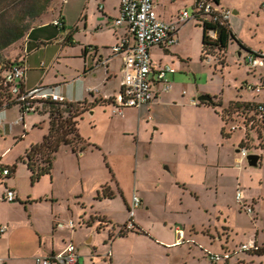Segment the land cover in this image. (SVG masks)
<instances>
[{
  "label": "rangeland",
  "instance_id": "1",
  "mask_svg": "<svg viewBox=\"0 0 264 264\" xmlns=\"http://www.w3.org/2000/svg\"><path fill=\"white\" fill-rule=\"evenodd\" d=\"M223 4L231 11L229 25L236 37L249 48L264 50V0H223ZM61 7L68 16L70 22L68 28H72L70 20L76 15L75 9L67 8L70 7V3L65 6L66 9L64 6ZM234 9L237 12H233ZM182 27L179 48L183 57L177 59L175 67L178 66L177 70L183 69L177 72V75H180L190 94L196 92L197 85L199 90L208 92L205 94L212 96L214 101H222L223 107H226L230 101L238 99L239 95L243 97L239 99L241 101L262 100V92L240 88L246 82L259 84L256 75L260 72L264 79V68H250L245 64L243 50L236 40L229 42L225 51V61L220 64L216 63L217 58L221 56L217 50L212 52L213 56H208L207 59L201 58L203 30L196 21H189ZM76 35L78 39L81 37V33ZM63 36V30L59 29L54 37H46L48 40L46 43L43 41L46 46L42 50L31 54L29 62L39 65V68L35 70L27 66L25 74L28 83L42 79L38 85L45 88L52 89V85L63 87L75 74L74 69L80 68V60L71 57L78 50V46L61 48L60 38ZM238 52L242 54L239 55ZM197 95L195 93V97ZM204 106L206 105L198 108L200 117L194 116L197 123L185 129L186 131L183 130L179 136L176 135L178 125L174 123V118L165 121L164 124V111L173 113L178 108L157 106L152 107L150 111L143 108L139 114L138 109L134 107L125 108L122 114L116 113L108 105L98 107L95 112L94 109H90L78 119L77 123L78 131L84 140L82 150L73 151L69 145H61L52 161L51 173L41 176L36 182H32L30 171L26 163L20 160V156L31 144L41 141L46 134L48 116L44 112L47 108L43 106L42 111L25 113L23 120L19 122H16L20 118L17 105L1 108L0 167L13 168V171L11 170L7 177L0 175V191L6 190L3 184L6 182L8 187H15L20 196H24V200L28 195H45L54 192L59 197L60 209L70 216L64 215L66 219L71 216L74 220L78 219L81 202L88 209L94 203L100 204L98 205L100 210L110 214L116 224L127 220L125 200L129 198L130 203L132 194L135 193L141 202L135 210L134 220L144 232L131 231L125 237H118L112 248L110 247L112 240H108L107 230L104 232L107 242L103 239L99 241L103 254L109 252L110 255L112 251L113 260L118 264H264V254H251L239 250L242 241L253 236L257 229L252 215L246 212L240 214L238 211L231 212L226 225L230 226L232 231L219 227L215 209L211 206L212 191L206 185L199 184L198 190L201 196L198 200L185 198L181 201V187L173 184L175 180L173 172L164 169V166H174V163H164V151L168 160L171 162L177 160L178 163L181 162L178 154L187 153L182 149L187 145L195 153L203 151V144H209L211 155L217 151L213 143L217 135L214 133L212 123L214 119L219 121V118L215 116L212 106L202 108ZM217 108L221 110V106ZM227 109L229 113L225 111L222 113L226 123H221L224 132L230 135L231 139L223 140L222 153L231 152L234 158L238 156L239 152L236 149L241 148L238 140L247 134L248 147L245 148L248 153L259 152L264 159V151L254 149L260 141L264 142L262 117L243 107L236 108L233 104H229ZM160 121L161 129L153 132L152 126L154 124L157 126ZM185 125L186 123L184 124L186 128ZM164 138L168 141L166 144ZM171 139L179 144H169ZM174 148L177 149V153L171 151ZM234 165L243 168L242 175L244 178L247 177L245 170L251 169L250 165L242 162H235ZM235 172L230 176L225 174L219 185L224 201L227 204L232 203V206L235 205L233 196L237 188L233 174ZM104 185H111L115 196L100 203L96 196L98 192H102ZM249 188L255 190L253 186ZM164 191L169 198L168 209L172 211L167 214L169 219L179 222L193 220L196 228H203L195 241H182V244L175 246L164 243V233L170 234L169 225L164 229ZM76 195L80 197L76 199ZM78 200L81 202L76 203ZM68 206L72 213H67ZM90 216L86 218L87 221L94 219L106 222V219L99 215ZM260 222L259 232L264 238V220ZM112 224L103 225L111 229ZM121 226L119 225L116 231H112L111 235L117 236ZM129 229L133 228H123V231L127 233ZM217 236L219 239L222 238L221 242L216 240ZM224 250L231 252L229 259L223 257L216 261L209 259L208 252L220 255ZM105 263L108 264L107 261Z\"/></svg>",
  "mask_w": 264,
  "mask_h": 264
},
{
  "label": "crops",
  "instance_id": "2",
  "mask_svg": "<svg viewBox=\"0 0 264 264\" xmlns=\"http://www.w3.org/2000/svg\"><path fill=\"white\" fill-rule=\"evenodd\" d=\"M218 1L221 6L226 7L223 4V0ZM69 3L70 7L67 8H74L76 12V15L70 20L72 22V28H68L70 23L68 16L62 11L63 7H61L64 6L66 9L65 6H68ZM193 3L194 0H155V9L160 18L172 20L176 17L180 9H191ZM119 5L120 0H0V63L4 61H17L25 67V71L28 65V68H34L35 70L39 68V65L37 66L33 62H29V58L31 54L38 52L40 49L42 50L46 46L44 45L48 40L46 37H54L57 34L59 29L52 24V20L61 17L63 21V28L61 30L64 32V36L60 38L62 42L61 48L78 46V50L71 57L80 60V68L78 69L77 67L74 69L75 74L71 79L67 80V83L65 82V86L62 87L60 85L58 88L59 85L57 87L52 85L51 88L53 90H50L63 96L68 101L86 100L92 102L95 99L110 101L112 96L120 88V67L122 64V58L119 55H114L111 47L126 34L125 26L114 25V19L119 13ZM233 12H237V10L234 9ZM230 21L231 16L228 22ZM182 28L181 26L178 31V42L171 47H164L162 45L150 47L149 52L152 61L151 76L157 94L149 104L143 105L138 109L139 114L143 108H146L148 111L152 107L157 106L178 108L173 113L164 111V124L165 121L174 118V123L178 125V131L176 132L178 136L183 130H187L197 123L194 116L200 117L198 109L201 108L200 106L206 105L202 108H210V105L192 102L193 99L199 102L197 99L198 96L208 92L199 90L196 85L195 93L198 95L195 97V93L190 94L186 90L180 75H177V72L183 70L180 68L177 70L176 68L178 66L175 67V62L178 61L177 59L183 57L181 56L182 54L179 48ZM49 33L53 34L49 35ZM79 33H81V37L78 39L76 34ZM35 49L36 51H33ZM251 49L257 50L255 48ZM238 54L241 55L242 52H238ZM244 54L245 50H243L242 55ZM166 64L172 66L175 71L166 73L165 78L171 84V87L165 90L163 89L162 83L156 79V70L158 66ZM41 80L28 83L26 74H24L22 87L24 89H30L38 85ZM240 88H243V86ZM57 89L58 91H56ZM92 96L93 98H91ZM239 99H243L242 95H239L236 100ZM105 105L112 108L110 102H107L104 104L98 103L91 109H94L93 111L95 112L98 107ZM216 108L212 107L215 116L219 118V121L218 119H214L212 123L214 133L217 135V138L213 142L217 148L215 154L211 155L209 144H203V151L196 153L187 145L185 148H182L187 153L184 154L183 152V154H178V158L179 155L181 157V162L178 163L177 160L174 162L168 160L166 158L167 153L164 151V163H174V166H164V169L173 172L175 179L173 180V184L181 187V201L185 198L198 200L201 196L198 185H206L212 191L210 200L212 199L211 206L215 209L216 222L219 227H224L229 232L232 229L226 225V221L231 212L238 211L240 214V212L246 211L243 206L236 204V200L233 206L232 203L227 204L219 190V185L221 184V178L225 174L230 176L232 172L236 171L233 173L235 182L237 183L236 190L238 188L241 189L246 203L252 205L253 212L246 213L252 215L251 217L257 228L254 235L246 241H242V243L253 240L259 245H264V238L261 237L259 232L261 227L260 220H264L263 155L256 152L258 153L257 165H248L251 169L245 170L247 177L244 178L242 175L243 168L235 166L234 163L242 162L248 164L246 156L242 157L239 153L234 158L231 152L222 153L223 140L225 138L229 139L231 136L224 132L221 123L223 121L221 115L216 112ZM185 123L187 125L186 128L184 127ZM160 124L161 121L158 122L157 126L156 124L152 126L153 132H158L161 129ZM218 131L219 134H217ZM167 142L164 138V144ZM177 143L172 139L169 141V144ZM254 149L256 151L262 150L257 147ZM171 151L177 153L176 148ZM236 151L239 152L238 149ZM257 169L258 171H256ZM3 184H5L6 189L12 188L15 191V199L13 201L3 199L2 196L5 191H0V225L7 226V229L0 234V264H35V256L61 251L70 241L76 245L78 251L77 264H107L105 261L108 264H118L113 260L111 246H113L116 238L125 237L131 231H128L123 236H115L111 239L112 244L110 243L111 248H109L111 251L110 255L103 254L99 241L102 239L106 241L105 239L107 238L109 240L112 231H116V228L125 223V221L116 224L112 221L110 214H105V211L102 212L100 210L98 206L100 204L95 205L94 203L88 209L79 200L76 201V203L81 202L80 208L78 209V219L74 220L72 216L66 219L64 216L66 214L59 207V197L54 192L45 195H28L27 199L24 200V196H20L15 187H8L6 182ZM108 186L113 192L111 185ZM250 186H253L255 190L249 188ZM245 187H247V190H245ZM77 197L80 196L76 195L75 198L78 199ZM233 198L235 199V195ZM98 199L102 203L110 198L100 197ZM168 204V194L164 191V229L169 225L168 228L170 230V234L164 233V243L175 246L182 244V241H195L197 235L202 233L201 230L203 228H196L193 220L179 222L175 219H169L167 214L172 213V211H169ZM125 205L127 210L129 198L125 200ZM66 211L67 213H72L70 206H68ZM91 214L103 217L104 220L106 219V222L94 219L87 221L86 218ZM135 215L136 211L133 216V221L140 227L134 220ZM69 219H72L76 223L74 229L66 226ZM104 223H107V226L113 223V226L111 229H108L107 226L103 225ZM140 228L142 229V227ZM105 231L108 235L107 238L104 234ZM134 232L139 233L141 231ZM226 236L229 235L226 234ZM208 238L211 239L210 236ZM221 239L217 236L216 240L221 242Z\"/></svg>",
  "mask_w": 264,
  "mask_h": 264
},
{
  "label": "built area",
  "instance_id": "3",
  "mask_svg": "<svg viewBox=\"0 0 264 264\" xmlns=\"http://www.w3.org/2000/svg\"><path fill=\"white\" fill-rule=\"evenodd\" d=\"M230 16V9L221 6L218 0H194L191 9H180L172 20H164L159 17L155 9V0H120L119 13L114 19V25L125 26L126 34L111 47L112 53L122 58L120 88L110 99L112 110L118 114H122L125 108L134 107L139 109L143 105L149 104L156 96L157 92L155 91L154 81L151 76L152 61L149 52L150 47L154 45L171 47L176 44L178 42L180 27L189 21H196L200 26L203 20L229 23ZM52 24L59 29L63 28L61 17L53 19ZM208 35L215 37V32L209 30ZM243 61L250 68H264V50L245 51ZM41 64L43 65V63ZM174 71L175 69L168 64L158 66L156 79L162 83L163 89L166 90L171 87L165 76L167 72ZM24 74L25 67L20 63L11 65L0 74V85H8L12 93V99L22 103V108L19 111L20 118L16 122L23 120L25 113L34 110L32 103L34 99L64 100L63 96L54 93L50 89L45 88V86L36 85L30 89L21 88ZM244 87L251 91L262 92L264 100V80H259V84L246 82ZM192 102L198 103L194 99ZM247 152L245 147L239 149L242 157L247 156ZM9 173V167H0L1 176H6ZM2 198L7 201H13L15 199V191L12 188H7ZM235 200L236 204L243 206L246 212H253L252 205L246 203L243 193L239 188L236 190ZM139 204V197L133 193L127 208V220L119 230L134 228L133 216ZM75 224L72 219H69L66 226L74 229ZM6 229V225H0V234ZM260 247H263V245L250 240L241 243L239 250L256 251ZM208 256L211 261L219 260L222 257L229 259L231 252L224 251L220 255L208 252ZM34 261L35 264H77L78 251L76 245L70 241L61 251L47 255H37L34 257Z\"/></svg>",
  "mask_w": 264,
  "mask_h": 264
},
{
  "label": "trees",
  "instance_id": "4",
  "mask_svg": "<svg viewBox=\"0 0 264 264\" xmlns=\"http://www.w3.org/2000/svg\"><path fill=\"white\" fill-rule=\"evenodd\" d=\"M202 22H203L201 23V27L203 30L202 49H201L202 59H207L208 56H213L212 52L214 50H217L221 53V56L217 58L216 63L223 64L225 61L224 60L225 51L231 40H236L242 50L252 52L251 48L244 45L236 37L229 23L211 22L204 20ZM209 30H213L215 32V37H210L208 35ZM14 64H19V62L4 61L3 63H0L1 65L0 74ZM256 76H258V79L260 81L264 80L261 77L260 72H258ZM243 88H245L244 85ZM107 102L110 101L97 100V99H95L92 102H88L86 100L68 101L66 99H64L63 101H53L42 98L34 99L32 101L34 105L33 111H42L43 106H45L47 108V111H45L44 113H47L48 116V129L46 134L43 135L41 141L31 144L29 148L25 150V153L22 156H20V160L26 163V166L30 171L32 182H36L41 178V176L51 173L52 161L55 158V154L57 153L61 145H69L73 149V151L82 150L83 148L82 145L84 140L78 131V127H77L78 119L96 104L98 103L104 104ZM198 103L207 104L212 106L213 108L221 106V110H218L216 108V112H218L221 115L224 124L226 123V121L222 113L224 111L229 113L230 111L229 109H227V107L229 106V104H233L236 106V108L243 107L245 110L252 111L255 114H259L262 117L261 122L264 125L263 98L260 102L259 101L250 102V101H241V100L230 101L226 107H223V102L220 100L214 101V104H210L205 101H199ZM3 104H5V106H3ZM12 105H17L19 111L22 108L21 107L22 103L12 99V93L10 92L9 86L0 85V109L9 108ZM247 138L248 137L246 134L245 137L242 138L241 141L239 142V147H248L246 146ZM78 144L80 145L78 146ZM256 147L264 150V142L260 141ZM11 170L13 171V168H10V173ZM10 173L4 177H7L8 175H10ZM113 196L114 193L109 189V186L104 185L102 187V192L101 193L98 192L96 198H100V197L112 198ZM129 230L144 232L135 223H134V228ZM124 234L126 233L121 229L119 230L117 236H123ZM113 237L115 236L110 235L109 238L112 239ZM248 252H250L251 254H258V255L264 254V245L263 247H260V249L256 251H248Z\"/></svg>",
  "mask_w": 264,
  "mask_h": 264
},
{
  "label": "water",
  "instance_id": "5",
  "mask_svg": "<svg viewBox=\"0 0 264 264\" xmlns=\"http://www.w3.org/2000/svg\"><path fill=\"white\" fill-rule=\"evenodd\" d=\"M197 99L199 101H205V102H208L210 104H214V99L209 94L202 93V94H200L198 96ZM246 160H247L248 165L256 166L257 165V161H258V155L254 154V153L248 154L246 156Z\"/></svg>",
  "mask_w": 264,
  "mask_h": 264
}]
</instances>
